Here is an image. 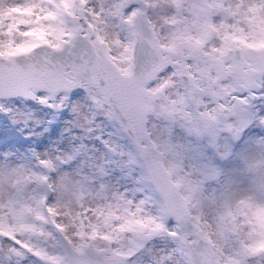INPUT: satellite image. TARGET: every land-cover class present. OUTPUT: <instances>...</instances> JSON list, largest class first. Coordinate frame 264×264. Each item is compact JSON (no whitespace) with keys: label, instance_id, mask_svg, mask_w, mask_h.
Wrapping results in <instances>:
<instances>
[{"label":"snow or ice","instance_id":"snow-or-ice-1","mask_svg":"<svg viewBox=\"0 0 264 264\" xmlns=\"http://www.w3.org/2000/svg\"><path fill=\"white\" fill-rule=\"evenodd\" d=\"M0 264H264V0L0 3Z\"/></svg>","mask_w":264,"mask_h":264},{"label":"rangeland","instance_id":"rangeland-1","mask_svg":"<svg viewBox=\"0 0 264 264\" xmlns=\"http://www.w3.org/2000/svg\"><path fill=\"white\" fill-rule=\"evenodd\" d=\"M2 2H6V0H0V3ZM36 111V115L37 117H39L40 119H52L53 118V113L46 109V108H41V106H37V108L35 109ZM68 119L67 117H62V118H59L58 119V123H59V126H60V130H61V133H65V135L63 136V139L65 141V143H69L70 141L73 140V137L75 136V133L73 134V136H68L66 133H67V129L65 127V124H64V120ZM39 131V129H37ZM111 129H108V131H110ZM100 133L97 132L95 133V135H99ZM28 135V133L26 132L25 133V137ZM174 136H175V140L176 142H179V143H183L186 141V137H185V134L183 133V131L179 128H177L175 130V133H174ZM105 139H107L108 137L105 135L104 137ZM55 140H59L61 139V137L58 135L57 137L54 138ZM113 139L115 140L116 138L113 137ZM85 143L88 144L89 148H95V149H98L99 152L101 153V155H103L106 151V149L104 148L103 144H101L98 140H92V139H86L85 140ZM118 143L120 145H126V141L124 140H119ZM33 147H36L35 144L32 145ZM49 147L53 146L52 142H49L48 144ZM36 150L37 151H44L45 149L44 148H40V147H36ZM20 152H24L26 151V148H20L19 149ZM199 151L202 152V153H206V155L208 157H214V152L211 150V149H205L203 145H200L199 146ZM220 167L224 168L226 171H230L232 170L233 168V161L232 160H229V161H219V160H216L215 161Z\"/></svg>","mask_w":264,"mask_h":264}]
</instances>
